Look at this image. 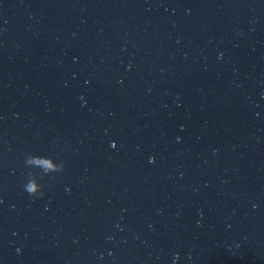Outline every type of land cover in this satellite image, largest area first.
<instances>
[{
  "label": "water",
  "instance_id": "1",
  "mask_svg": "<svg viewBox=\"0 0 264 264\" xmlns=\"http://www.w3.org/2000/svg\"><path fill=\"white\" fill-rule=\"evenodd\" d=\"M0 264H264V0H0Z\"/></svg>",
  "mask_w": 264,
  "mask_h": 264
},
{
  "label": "clouds",
  "instance_id": "2",
  "mask_svg": "<svg viewBox=\"0 0 264 264\" xmlns=\"http://www.w3.org/2000/svg\"><path fill=\"white\" fill-rule=\"evenodd\" d=\"M25 164L42 165L46 171H60L64 168V165H61L60 169H57V167L50 160H41L31 156L26 158ZM24 190L33 197L44 195L43 191L40 190V186L34 179L28 180V182L24 185Z\"/></svg>",
  "mask_w": 264,
  "mask_h": 264
}]
</instances>
